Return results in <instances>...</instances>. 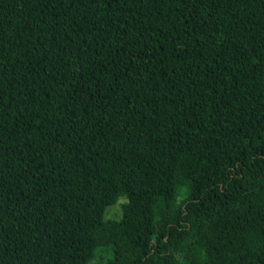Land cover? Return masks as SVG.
Instances as JSON below:
<instances>
[{
  "label": "trees",
  "instance_id": "trees-1",
  "mask_svg": "<svg viewBox=\"0 0 264 264\" xmlns=\"http://www.w3.org/2000/svg\"><path fill=\"white\" fill-rule=\"evenodd\" d=\"M0 264H264V0H0Z\"/></svg>",
  "mask_w": 264,
  "mask_h": 264
},
{
  "label": "rangeland",
  "instance_id": "rangeland-1",
  "mask_svg": "<svg viewBox=\"0 0 264 264\" xmlns=\"http://www.w3.org/2000/svg\"><path fill=\"white\" fill-rule=\"evenodd\" d=\"M122 217L121 202L109 206L106 210V218L120 219Z\"/></svg>",
  "mask_w": 264,
  "mask_h": 264
}]
</instances>
